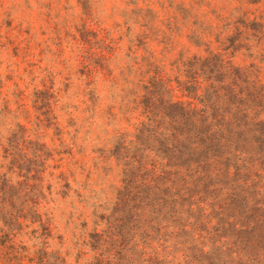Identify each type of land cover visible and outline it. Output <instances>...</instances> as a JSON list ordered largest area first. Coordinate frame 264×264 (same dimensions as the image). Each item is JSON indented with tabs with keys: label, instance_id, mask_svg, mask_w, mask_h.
Instances as JSON below:
<instances>
[{
	"label": "rangeland",
	"instance_id": "374dc122",
	"mask_svg": "<svg viewBox=\"0 0 264 264\" xmlns=\"http://www.w3.org/2000/svg\"><path fill=\"white\" fill-rule=\"evenodd\" d=\"M0 264H264V0H0Z\"/></svg>",
	"mask_w": 264,
	"mask_h": 264
},
{
	"label": "trees",
	"instance_id": "16d2710c",
	"mask_svg": "<svg viewBox=\"0 0 264 264\" xmlns=\"http://www.w3.org/2000/svg\"><path fill=\"white\" fill-rule=\"evenodd\" d=\"M168 140V139H167Z\"/></svg>",
	"mask_w": 264,
	"mask_h": 264
}]
</instances>
